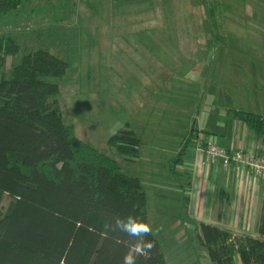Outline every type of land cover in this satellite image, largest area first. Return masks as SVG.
I'll return each mask as SVG.
<instances>
[{"label":"rangeland","instance_id":"rangeland-1","mask_svg":"<svg viewBox=\"0 0 264 264\" xmlns=\"http://www.w3.org/2000/svg\"><path fill=\"white\" fill-rule=\"evenodd\" d=\"M11 16L0 20V36H11L20 49L5 57L0 78L32 49L69 60L56 79L63 121L116 158L124 172L139 177L149 223L168 264H209L206 249L187 237L194 233L176 226L183 187L179 172L169 171L170 155L145 150L174 141L153 136L148 128L166 129L170 116L196 123L201 100L221 102L246 84L252 91L264 88V0H27ZM152 73L149 92L141 85ZM184 75L192 83L178 78ZM178 104L187 112L171 109ZM120 128L138 133L136 162L108 144ZM8 201L0 190V203Z\"/></svg>","mask_w":264,"mask_h":264},{"label":"trees","instance_id":"trees-1","mask_svg":"<svg viewBox=\"0 0 264 264\" xmlns=\"http://www.w3.org/2000/svg\"><path fill=\"white\" fill-rule=\"evenodd\" d=\"M27 0H0V20ZM12 18V16H11ZM11 36H0V66L19 52ZM70 61L47 49L25 52L0 78V264H123L136 238L105 232V222L128 215L148 222L146 194L140 179L120 162L78 137L63 121L58 105L59 78ZM255 132L264 133V116L235 109ZM188 135L172 166L182 163ZM108 144L126 159L137 156L140 138L120 128ZM188 197L184 196L187 201ZM259 236H239L209 223L195 235L212 264H264V199L257 221ZM155 247L136 264H168L157 237Z\"/></svg>","mask_w":264,"mask_h":264},{"label":"crops","instance_id":"crops-1","mask_svg":"<svg viewBox=\"0 0 264 264\" xmlns=\"http://www.w3.org/2000/svg\"><path fill=\"white\" fill-rule=\"evenodd\" d=\"M164 74L166 73L160 74L159 79ZM152 77L153 73L148 75L141 85H145L149 92L152 91L149 88L153 86ZM246 77L249 78V74ZM178 78L184 83L193 81L185 75ZM227 81L239 82V79L232 76V79L229 80L227 76ZM202 82L203 78L200 77L198 83L202 84ZM251 88L249 84L242 85L240 90L227 92L224 99H220L221 102L212 100L210 103H206L201 100L197 105L196 123L191 122V119L188 118L174 119L170 116L165 119L166 129L148 128L153 136L157 134L162 139L174 141V144H153L152 148L145 147V150L149 149L147 152L153 155H170L169 171L173 175H177L175 172H179L177 180L183 187L182 212L176 226L191 230L194 233L193 236L198 233L201 223L216 225L239 236H259L257 221L264 199V174L256 175L242 164L221 165L218 162L208 161L202 152L187 141L182 155V163H177L174 166L171 163L181 150L185 138L191 134L199 136L205 142L210 141L228 149H245L264 154V133L255 132L234 113L235 109H243L264 116V88H260V92L252 91ZM150 99L155 101L153 96ZM159 108L165 109V106L160 105ZM171 109L178 111L179 114L182 111L187 112V108L183 104L173 106ZM149 112L152 115L158 113L160 116L162 114L161 111ZM158 115L156 114V116ZM135 133L138 135L136 131ZM150 150L153 151L149 152ZM135 157L131 160L136 162ZM145 194L147 199L146 191ZM184 196L188 197L187 201L184 200ZM149 220L148 212V223ZM189 234L187 233V237L190 243L200 245L198 242H194L192 234ZM208 260L209 264H212L209 256ZM233 261L234 264H241L238 255L234 256Z\"/></svg>","mask_w":264,"mask_h":264},{"label":"built area","instance_id":"built-area-1","mask_svg":"<svg viewBox=\"0 0 264 264\" xmlns=\"http://www.w3.org/2000/svg\"><path fill=\"white\" fill-rule=\"evenodd\" d=\"M189 142L202 152L208 161L218 162L221 165L242 164L256 175L264 174V154L262 153L245 149H228L210 141L205 142L196 135H192Z\"/></svg>","mask_w":264,"mask_h":264},{"label":"clouds","instance_id":"clouds-1","mask_svg":"<svg viewBox=\"0 0 264 264\" xmlns=\"http://www.w3.org/2000/svg\"><path fill=\"white\" fill-rule=\"evenodd\" d=\"M105 232L119 231L125 233L128 237L136 238L132 249L125 253L123 264H136L137 257H148L151 250L155 247L152 241H145L144 237L152 234L150 223L145 222L140 216L128 215L126 218H114L112 223L105 222L103 225Z\"/></svg>","mask_w":264,"mask_h":264}]
</instances>
